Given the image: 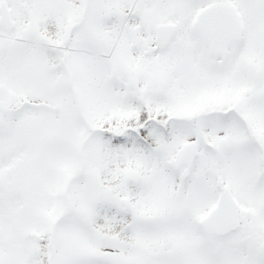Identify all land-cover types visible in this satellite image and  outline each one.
Returning <instances> with one entry per match:
<instances>
[{"label":"snow or ice","instance_id":"6c2138e0","mask_svg":"<svg viewBox=\"0 0 264 264\" xmlns=\"http://www.w3.org/2000/svg\"><path fill=\"white\" fill-rule=\"evenodd\" d=\"M0 264H264V0H0Z\"/></svg>","mask_w":264,"mask_h":264}]
</instances>
